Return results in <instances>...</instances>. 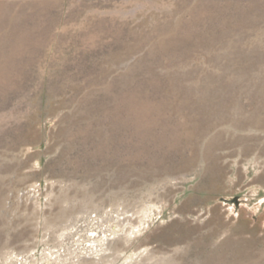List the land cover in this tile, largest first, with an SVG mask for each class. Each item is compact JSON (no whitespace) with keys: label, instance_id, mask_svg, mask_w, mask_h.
<instances>
[{"label":"rangeland","instance_id":"374dc122","mask_svg":"<svg viewBox=\"0 0 264 264\" xmlns=\"http://www.w3.org/2000/svg\"><path fill=\"white\" fill-rule=\"evenodd\" d=\"M0 264H264V0H0Z\"/></svg>","mask_w":264,"mask_h":264}]
</instances>
